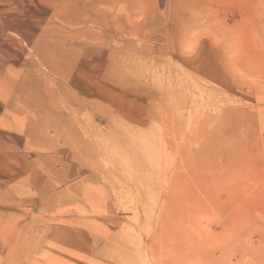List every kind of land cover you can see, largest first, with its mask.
Instances as JSON below:
<instances>
[{
  "label": "rangeland",
  "instance_id": "rangeland-1",
  "mask_svg": "<svg viewBox=\"0 0 264 264\" xmlns=\"http://www.w3.org/2000/svg\"><path fill=\"white\" fill-rule=\"evenodd\" d=\"M1 131L0 264H264V0H0Z\"/></svg>",
  "mask_w": 264,
  "mask_h": 264
},
{
  "label": "bare ground",
  "instance_id": "bare-ground-1",
  "mask_svg": "<svg viewBox=\"0 0 264 264\" xmlns=\"http://www.w3.org/2000/svg\"><path fill=\"white\" fill-rule=\"evenodd\" d=\"M20 74H21L20 70L13 69V72H12L13 76H20ZM2 82H3V86H4L3 98L4 97H6V98L10 97V99H20L27 107L31 106L32 109L36 110V97H37L38 92L32 83H29L28 80H26L25 82L21 81L20 83L16 84L13 77H9V76H5V78ZM16 102L17 101H11L9 103V106L15 112L20 113L23 110V107H22V105H16ZM4 109L7 110L6 107H4ZM14 116H15V125L13 123L7 122L4 124V127L7 129H14V128L19 129L20 126L23 127L26 124L27 125L29 124L28 128H26V126H25V138L23 139V141H19L18 143H24L25 145H28L30 148H35L36 147L35 146L36 145L35 138H37V132H36V126H35V117L28 119V123H27V121L24 120L25 118L23 116H17L16 114H14ZM4 133L5 132H3V134ZM26 135H28L29 139L26 138ZM0 137L3 138L2 131H1ZM15 137H17V136H15ZM19 138H20V136H19ZM4 144H5V142H4ZM8 146L9 145L7 144L6 147H8ZM137 149H140V152L134 153L132 155V157L134 158V161H138V162L143 161L145 163V165H149V166L154 164L153 158L147 157V155H143L147 159H144L142 157V152L144 150L143 146H136L135 150H137ZM151 154H153V153L151 152ZM30 163H33V162L30 161ZM135 166L136 165L133 164L131 166V168H134ZM257 249L258 248L254 247V250H257ZM175 250L178 252V250L176 248H175ZM169 254L175 256L177 253L170 252Z\"/></svg>",
  "mask_w": 264,
  "mask_h": 264
}]
</instances>
